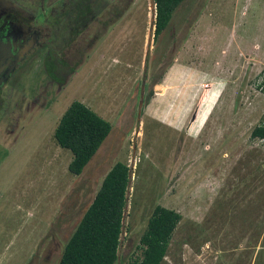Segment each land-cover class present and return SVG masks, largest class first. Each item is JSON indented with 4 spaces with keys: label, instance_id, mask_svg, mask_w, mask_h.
I'll use <instances>...</instances> for the list:
<instances>
[{
    "label": "rangeland",
    "instance_id": "obj_1",
    "mask_svg": "<svg viewBox=\"0 0 264 264\" xmlns=\"http://www.w3.org/2000/svg\"><path fill=\"white\" fill-rule=\"evenodd\" d=\"M101 1L97 37L65 63L66 32L9 87L0 264H55L117 161L131 175L116 264L139 257L157 204L181 215L161 264H264V140L251 136L264 122V0H185L155 40L152 0ZM73 100L111 124L79 175L53 137Z\"/></svg>",
    "mask_w": 264,
    "mask_h": 264
},
{
    "label": "trees",
    "instance_id": "obj_2",
    "mask_svg": "<svg viewBox=\"0 0 264 264\" xmlns=\"http://www.w3.org/2000/svg\"><path fill=\"white\" fill-rule=\"evenodd\" d=\"M184 1L152 0L155 5L153 40L169 26L174 12ZM110 130V122L83 102L69 103L54 128L53 137L71 153L67 165L70 173L79 175L83 171ZM251 136L264 139V122L252 129ZM130 175V168L121 161L110 167L65 240L55 264L117 263ZM180 218L179 212L157 204L139 236L140 255L134 264H161Z\"/></svg>",
    "mask_w": 264,
    "mask_h": 264
},
{
    "label": "flooded vegetation",
    "instance_id": "obj_3",
    "mask_svg": "<svg viewBox=\"0 0 264 264\" xmlns=\"http://www.w3.org/2000/svg\"><path fill=\"white\" fill-rule=\"evenodd\" d=\"M98 3L105 8L101 0H0V117L11 99L9 87L18 84L26 62L38 61L41 54L49 53L56 43L64 41L66 32L74 39L69 48L65 40L64 52L59 54L65 63L66 51L84 41L86 34L97 37L102 18L100 9L96 12L93 8ZM92 25L97 32L91 31ZM71 26H77L76 30L71 31ZM90 37L86 43H92ZM62 84H66L64 78Z\"/></svg>",
    "mask_w": 264,
    "mask_h": 264
},
{
    "label": "clouds",
    "instance_id": "obj_4",
    "mask_svg": "<svg viewBox=\"0 0 264 264\" xmlns=\"http://www.w3.org/2000/svg\"><path fill=\"white\" fill-rule=\"evenodd\" d=\"M154 7V14H155V5L153 6ZM155 17V16H154Z\"/></svg>",
    "mask_w": 264,
    "mask_h": 264
},
{
    "label": "built area",
    "instance_id": "obj_5",
    "mask_svg": "<svg viewBox=\"0 0 264 264\" xmlns=\"http://www.w3.org/2000/svg\"><path fill=\"white\" fill-rule=\"evenodd\" d=\"M154 16H155V14H154ZM262 140H264V139H262Z\"/></svg>",
    "mask_w": 264,
    "mask_h": 264
}]
</instances>
